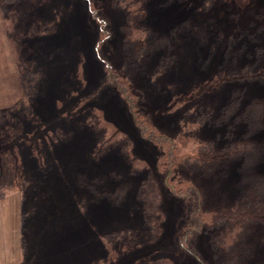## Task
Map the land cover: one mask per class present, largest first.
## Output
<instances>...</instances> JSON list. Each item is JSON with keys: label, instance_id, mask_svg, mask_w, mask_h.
Instances as JSON below:
<instances>
[{"label": "rangeland", "instance_id": "1", "mask_svg": "<svg viewBox=\"0 0 264 264\" xmlns=\"http://www.w3.org/2000/svg\"><path fill=\"white\" fill-rule=\"evenodd\" d=\"M142 4L132 25L150 32L127 44L120 10L110 13L109 41L104 12L86 0L0 3L9 264H201L180 253L187 205L166 187L165 150L142 137L108 78L111 66L138 118L178 144L180 172L206 211L264 209V0ZM202 145L210 159L248 150L196 164ZM210 235L196 241L197 257L217 264ZM234 249L236 264H264V217Z\"/></svg>", "mask_w": 264, "mask_h": 264}, {"label": "trees", "instance_id": "2", "mask_svg": "<svg viewBox=\"0 0 264 264\" xmlns=\"http://www.w3.org/2000/svg\"><path fill=\"white\" fill-rule=\"evenodd\" d=\"M5 1L7 0H0L1 5L5 6ZM86 1L89 3L91 12L92 6L94 11H98L97 13L104 12V14L102 15V17L104 18L103 23L105 24L103 30L107 33V40L110 39L109 41H111L112 39V17L110 16V13L115 12V14H117L119 10L124 13H120V15H125L124 22L121 28H123L122 31L124 34V41L127 44L134 42H143L147 34L150 32V30L145 27L139 29L135 28L132 25L136 18L144 14L142 0H104V6H102L99 10L96 9V6L93 4L92 0ZM97 1L99 3L101 0ZM106 6L109 7V13H105V10L107 11ZM92 14L93 16L97 15L95 12ZM165 39L166 38H163L162 41H165ZM110 68L108 78L113 86H117L116 88L123 96L129 108L130 116L134 119L135 125L141 131L144 140L162 147L165 150L163 168L165 169L166 175V187L169 189L171 194L174 195L175 198H177V200L182 201L187 205V219L185 223L186 227L179 238L180 253L191 256L202 264L204 260L202 261L197 257L198 251L195 243L199 239V237H201V234L208 233L211 234V250L213 252L216 263H238V258L234 246L235 244H237L248 225H252L257 220L263 219L264 209H257V211L253 212L247 210L246 206L245 208L234 207L217 212L206 211L204 208V200L199 189L194 183L189 180L190 177L187 174L180 172V166H178L179 159L177 156L178 144L176 143V141L169 139L166 135L153 128L148 120L144 121L138 118L139 114L137 113V103L131 96L129 87H127L122 82L119 83V81L115 78L117 76L112 72L113 67L111 66ZM246 147L248 148V145H246ZM200 150L201 152L205 151L206 154H203L201 152H197L198 154H193V157L195 158L194 160H192V162L196 164L207 163V165H217L223 162L230 161V158L245 155L248 149L230 151L223 154V156H216V159L209 158V156H211L210 154L213 153L209 146L202 145L200 147ZM11 159L12 157L10 158L8 153L0 154V189H4L5 181L10 182V180L5 179H9L8 177L10 176L12 177V173H10L12 171L7 172V169L11 167ZM13 189L14 188L12 185L5 188V192L11 191ZM258 212L260 213V215H258ZM154 264L175 263L171 260H158ZM203 264L211 263L204 261Z\"/></svg>", "mask_w": 264, "mask_h": 264}, {"label": "crops", "instance_id": "3", "mask_svg": "<svg viewBox=\"0 0 264 264\" xmlns=\"http://www.w3.org/2000/svg\"><path fill=\"white\" fill-rule=\"evenodd\" d=\"M8 242V236L5 234V209H0V264H9V250L5 248V243ZM13 242L17 243V239L13 238ZM18 244V243H17Z\"/></svg>", "mask_w": 264, "mask_h": 264}]
</instances>
